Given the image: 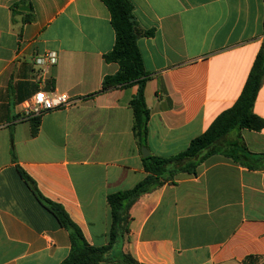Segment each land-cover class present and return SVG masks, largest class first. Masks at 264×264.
I'll return each mask as SVG.
<instances>
[{"label":"crops","instance_id":"crops-1","mask_svg":"<svg viewBox=\"0 0 264 264\" xmlns=\"http://www.w3.org/2000/svg\"><path fill=\"white\" fill-rule=\"evenodd\" d=\"M130 1L140 28L155 31L138 41L151 75L143 148L170 158L241 96L264 42V0ZM30 13L35 20L25 23ZM115 43L102 0H0V264H62L71 251L68 231L19 169L95 247L110 241L108 196L147 177L131 107L138 86L100 93L119 71L104 59ZM48 52L58 64L41 81L34 58ZM40 89L75 104L39 116L33 136L35 117L22 111ZM254 113L264 120V82ZM239 137L248 152L264 154V129ZM130 213L118 255L140 264H264V169L215 155L197 175L179 174L176 185L143 195Z\"/></svg>","mask_w":264,"mask_h":264},{"label":"trees","instance_id":"trees-1","mask_svg":"<svg viewBox=\"0 0 264 264\" xmlns=\"http://www.w3.org/2000/svg\"><path fill=\"white\" fill-rule=\"evenodd\" d=\"M111 14V24L116 33L113 50L104 56L105 62L119 65V71L104 79L100 93L138 86V92L131 101L134 112V132L143 148L149 134L150 110L146 102V86L151 75L146 71L139 49L141 37H153L155 31L140 28L135 17V7L130 0H102ZM20 5L12 7L13 16ZM25 23L33 22L35 16L26 14ZM264 34V21H263ZM264 82V42L241 96L233 107L221 113L208 130L190 143L188 149L170 158L150 155L143 159L147 177L135 188L108 196L112 226L108 245L95 247L88 243L81 228L71 219L65 209L45 198L35 182L25 172L19 173L39 204L68 231L71 242L69 256L62 264H140L132 256L118 251L130 233L131 209L139 199L164 185H176L179 174L197 175L198 168L209 158L222 154L235 162L253 170L264 169V154H253L243 147L239 134L242 130L261 132L264 120L254 113V106ZM32 134L38 135L40 117L32 120Z\"/></svg>","mask_w":264,"mask_h":264},{"label":"built area","instance_id":"built-area-1","mask_svg":"<svg viewBox=\"0 0 264 264\" xmlns=\"http://www.w3.org/2000/svg\"><path fill=\"white\" fill-rule=\"evenodd\" d=\"M58 64V56L54 52H48L34 58V65L37 67V78L43 81L50 69ZM75 101L67 94H58L55 91L47 92L40 89L38 93L24 105L22 111L26 120L45 113L73 106Z\"/></svg>","mask_w":264,"mask_h":264},{"label":"water","instance_id":"water-1","mask_svg":"<svg viewBox=\"0 0 264 264\" xmlns=\"http://www.w3.org/2000/svg\"><path fill=\"white\" fill-rule=\"evenodd\" d=\"M23 11H29L27 8H23L22 9ZM143 158H147V157H149L150 156V154H149V150L147 149V148H143Z\"/></svg>","mask_w":264,"mask_h":264}]
</instances>
